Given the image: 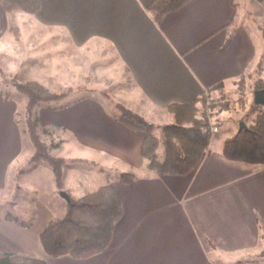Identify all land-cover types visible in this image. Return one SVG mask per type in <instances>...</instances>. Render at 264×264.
<instances>
[{
  "label": "crops",
  "instance_id": "crops-1",
  "mask_svg": "<svg viewBox=\"0 0 264 264\" xmlns=\"http://www.w3.org/2000/svg\"><path fill=\"white\" fill-rule=\"evenodd\" d=\"M152 1L39 0L36 14L19 15L28 19L17 27V44L62 41L69 47L67 62L74 50L110 54L109 67L123 77L116 88L121 104L156 126L169 125L172 103L204 95L225 106L226 95L236 98L237 81L264 55L262 38L247 28L251 12L238 0H192L156 22L147 10ZM0 109L1 253L46 264H264V166L224 158L228 137L212 138L189 174L158 175L140 155L144 134L121 123L105 98H84L60 110L43 105L38 129L50 143L59 137L51 154L65 160L58 192L52 171L39 161L27 165L33 150L17 119L21 110L1 95ZM215 139L219 145L212 150ZM121 174L135 178L123 183ZM102 186H112L122 206L106 250L86 259L47 255L42 230L65 215L70 198ZM27 191L31 197L20 196ZM25 214L27 225L19 217Z\"/></svg>",
  "mask_w": 264,
  "mask_h": 264
},
{
  "label": "trees",
  "instance_id": "trees-1",
  "mask_svg": "<svg viewBox=\"0 0 264 264\" xmlns=\"http://www.w3.org/2000/svg\"><path fill=\"white\" fill-rule=\"evenodd\" d=\"M192 0H153L147 10L159 22L165 15L178 10ZM4 12L36 14L40 9L39 0H0ZM264 57L256 69L261 71ZM258 71V72H259ZM256 72V73H258ZM256 75V74H254ZM247 78L252 81L253 92L264 90V79L243 75L237 81L239 102L245 107ZM14 86L26 97L23 131L33 148L30 163L45 161L52 169L57 191H62L65 160L54 157L50 150L57 144L46 143L38 135V117L35 108L49 106L66 97V92L55 93L42 84L29 80L14 82ZM221 85L219 84L218 87ZM69 91V90H68ZM201 95L189 104L172 103L166 111L174 123L156 126L119 102L113 105L118 111V120L126 127L144 134L140 155L146 161V168L158 175L184 176L195 170L208 152L212 133L209 119L205 114L224 107L220 103H210ZM227 107V106H226ZM245 129L237 130L226 138L222 145V155L230 161L264 166V106L251 104V110L241 119ZM158 131L159 135L154 134ZM45 133V131H43ZM161 148V153L159 152ZM135 175L121 174L123 183L133 181ZM122 217V206L112 186H102L96 191L77 199H69L65 215L51 220L40 233V242L47 255L58 258L69 256L86 259L102 253L109 246L114 228ZM264 257V253L260 254ZM0 264H46L43 260L0 252Z\"/></svg>",
  "mask_w": 264,
  "mask_h": 264
},
{
  "label": "rangeland",
  "instance_id": "rangeland-1",
  "mask_svg": "<svg viewBox=\"0 0 264 264\" xmlns=\"http://www.w3.org/2000/svg\"><path fill=\"white\" fill-rule=\"evenodd\" d=\"M252 1L254 2L253 5ZM239 2L241 7L246 8L251 12L246 16L247 28L255 29L257 35L262 38L264 51V21L260 22L255 19L257 15L259 18L264 20V6L262 2H257L255 0H238V3ZM251 7L259 10L260 12L255 13L254 10L251 11ZM19 15L27 14L17 11L6 13L0 5V95L2 97H9L11 101L16 103L17 108L21 110L17 119L20 124H23V128L26 97L16 88V86H14L15 81L26 82L32 79L40 84L43 83L42 85L52 92H66V97L48 106L53 110H60L69 103L84 98H95L100 100L103 97L112 104L115 102H122L117 95L118 90L116 92V88H119L123 83V77H120L117 71L112 70L109 67L112 63L109 57L110 54L103 53L102 55H99L98 53H95L93 48L89 50H74L71 54L72 60L67 62L64 61V58L68 59V56L70 55L69 47L67 48L64 44H61L60 42L62 41H56L54 45L50 44L49 46L37 45L32 47L27 43L17 44L20 40V33L17 27L21 24V22L28 19L22 20ZM70 48L74 47L72 46ZM52 50L54 51L52 52ZM93 51L94 53H92ZM16 55L21 56L18 61L15 60ZM31 56H34L35 58L33 59ZM36 56H38V58H36ZM263 57L264 55L261 59H263ZM67 66L69 69L66 68ZM258 71L259 70L256 68H253L245 75H252L256 79H264V64L262 70ZM251 84L252 81L247 78V87L245 89L247 102L245 107L241 106L239 102L240 96L238 93L236 98L231 94L228 96L226 95L227 103L225 102V106L220 103V106L224 107L223 110L215 108V110L211 111L212 114L209 113L208 109L205 110V114L209 119L211 126L210 131L212 133V138L215 136H217L218 139L230 137L239 129L241 119L245 114H248L251 110V104L254 103V92L251 88ZM210 103L211 99H208L206 106H209ZM40 107H43V104H40L35 108L36 114ZM4 113L5 111L0 109V130H2L4 126L5 119L2 118ZM167 117H170L169 124H173L174 121L172 116ZM164 124L166 123L157 126H164ZM214 128L216 129V132L213 131ZM47 131L51 133L52 128H47ZM154 134L156 136L159 135L158 131H155ZM38 135L42 141L48 144L50 143L49 139L46 138L43 130L40 128L38 129ZM26 138L29 140L27 136ZM58 138L59 137H55L51 144L56 143ZM218 145L219 142L215 139V141L212 142V150L216 149ZM30 152L32 153L33 151ZM159 152L161 153V148ZM51 155L53 156V154ZM39 162H41V166L43 168H47L49 171H52L50 166L45 161ZM27 165L31 166L30 159L28 160ZM46 181L47 179L45 180V178H43L42 185H44V187L46 185ZM20 196L31 197V193L28 191L21 192ZM49 204L52 206L50 202ZM19 217L22 219L21 222H23H20L21 224L27 225L25 221H31L29 216L26 214Z\"/></svg>",
  "mask_w": 264,
  "mask_h": 264
},
{
  "label": "water",
  "instance_id": "water-1",
  "mask_svg": "<svg viewBox=\"0 0 264 264\" xmlns=\"http://www.w3.org/2000/svg\"><path fill=\"white\" fill-rule=\"evenodd\" d=\"M253 102L257 105H262L264 106V91L263 90H257L253 94ZM246 125L244 122H240L239 124V131L242 129H245ZM62 195L65 197V199L68 201V198L65 194L62 193Z\"/></svg>",
  "mask_w": 264,
  "mask_h": 264
},
{
  "label": "built area",
  "instance_id": "built-area-1",
  "mask_svg": "<svg viewBox=\"0 0 264 264\" xmlns=\"http://www.w3.org/2000/svg\"><path fill=\"white\" fill-rule=\"evenodd\" d=\"M211 130H212V129H211ZM213 131L216 132V129L214 128Z\"/></svg>",
  "mask_w": 264,
  "mask_h": 264
}]
</instances>
